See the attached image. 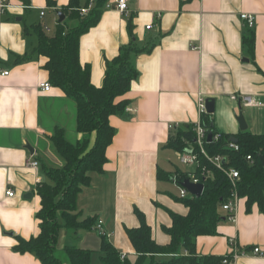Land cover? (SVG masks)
Segmentation results:
<instances>
[{
  "label": "crops",
  "instance_id": "0c3cea01",
  "mask_svg": "<svg viewBox=\"0 0 264 264\" xmlns=\"http://www.w3.org/2000/svg\"><path fill=\"white\" fill-rule=\"evenodd\" d=\"M48 1L7 0L0 7V71H8L0 74V264H42L35 254L13 247L19 238L39 232L40 197L34 189L47 180L43 166L63 165L50 139L55 129L62 128L71 142L81 137L75 101L59 87L51 85L48 91L40 87L49 82L46 58L32 52L37 38L25 30L39 23L43 30L53 27L48 35L54 34L57 11L69 0ZM85 2L80 0V5ZM241 13L255 16L253 27L240 18ZM148 24L152 26L146 29ZM250 32L252 55L243 42ZM130 40L148 49L133 56L138 75L123 96L129 104L121 115L109 116L115 134L105 150L106 162L80 188L75 205L80 219L101 218L106 239L134 261L126 228L139 225L135 209L143 213L160 245L170 240L164 231L172 223L168 210L181 215L188 211L165 184L175 182L165 176L174 175L164 157L172 150L166 146L171 124H198L197 100L204 97L215 100L211 118L218 132L237 133L234 115L245 109L247 129L264 133V0H129L122 13L103 8L98 21L79 39V60L89 66L94 86L103 83L106 60ZM232 94L250 95L262 106L239 107ZM28 160H36L38 166H27ZM235 215V222H230L221 209L216 232L196 237V252L228 255L233 239L236 248L246 251L235 264H264V213L257 204L247 210L246 198L238 197ZM59 222L57 249L74 246L99 253L101 238L94 228L72 233ZM253 246L260 247L261 255L252 253Z\"/></svg>",
  "mask_w": 264,
  "mask_h": 264
},
{
  "label": "trees",
  "instance_id": "16d2710c",
  "mask_svg": "<svg viewBox=\"0 0 264 264\" xmlns=\"http://www.w3.org/2000/svg\"><path fill=\"white\" fill-rule=\"evenodd\" d=\"M105 1L95 0L94 7L86 15H81L80 0H69L67 5L58 10L65 18L61 22L57 21L53 35L46 34L39 23L25 28L36 35L37 43L32 52L46 58L44 69L48 72L49 83L61 88L75 101L76 129L81 133L78 140L71 142L65 137L62 128L55 129L50 139L63 165L43 166L42 171L47 180L38 182L34 189L40 197V207L36 212L39 232L29 239L19 238L13 247L20 253L35 254L42 264H63L56 247L60 219L72 233L82 228H94L96 224V217L80 219L76 212V196L80 188L90 181L91 173L100 171L106 162L105 150L115 134V129L109 124V116L121 115L127 108L129 101L123 96L138 75L133 56L148 49V45L137 46L134 40L120 45L117 54L105 62L102 85L97 87L91 83L89 66L82 65L79 60V39L98 21ZM243 42L252 55L254 34L250 32L243 37ZM200 118V124L214 136L217 130L211 114H201ZM194 128L195 124L171 128L172 133L166 143L167 147L176 152L188 147L193 149L197 154V164L192 174L203 183L202 193L198 197L190 194L184 198L175 196L188 211L181 215L168 210L172 223L170 227H164V231L169 235V243H156L143 213L135 209L139 225L126 228L134 248V261L125 256L121 258V253L106 236L100 235L99 253L103 264H224V256L199 255L195 239L199 235L216 232L221 219L219 209L228 199L233 186L227 175L200 153L195 142ZM231 137L237 139L236 150L228 146ZM203 148L209 156L221 155L224 167L238 171L235 190L238 197L246 198L247 210L257 204L264 213V164L260 160V156L264 158V133H253L248 129L239 130L235 134L221 133L218 139L205 141ZM247 155H250L251 161L246 158ZM202 171L208 172L207 176ZM178 172L179 177L174 178L176 183L180 184L182 180L190 178V173ZM162 175L159 170L158 176ZM165 176L170 179L173 175L168 173ZM63 250L69 264H91L92 250L74 246H65ZM183 250L184 254L181 253ZM160 255L171 257L161 259L158 257Z\"/></svg>",
  "mask_w": 264,
  "mask_h": 264
},
{
  "label": "built area",
  "instance_id": "2783aa9c",
  "mask_svg": "<svg viewBox=\"0 0 264 264\" xmlns=\"http://www.w3.org/2000/svg\"><path fill=\"white\" fill-rule=\"evenodd\" d=\"M128 1L129 0H106L105 3L103 4V8L107 9V8H113L116 9L119 12H125L128 8ZM7 0H0V7L4 8V6L7 5ZM95 5V0H88L86 4L82 5L79 8V13L81 15H86ZM40 15H44V11L41 10L40 11ZM240 18L242 20L245 21L246 25L248 27H253L254 23H255V16L253 14L250 13H241L240 14ZM151 24H148L145 26L146 29L151 28ZM1 75H7L8 71L7 70H2L0 71ZM40 87L44 90V91H48L51 89V84L49 82H44L40 84ZM230 98L232 100H235L239 103V107L240 106H262V102H260L259 100L251 97L250 95H241V94H232L230 95ZM205 99L204 97H199L197 100V108H198V112L199 114H204L207 113L206 112V106H205ZM173 127H177L175 124H171L169 126V128H173ZM195 142L198 145L199 149H200V153L203 154L210 163H212L213 165H215L217 168L221 169L229 178L233 189L228 197L227 200H225L222 205H221V209L224 210L226 212V218L227 220H229L230 222H235L236 220V215H235V208H236V203L238 200V195L236 193L235 190V182L236 180L239 179V173L235 168L232 167H224L223 165V157L221 155H215V156H209L207 155V153L205 152L204 148H203V143L205 141H207V134H208V130L203 127L200 122L198 124L195 125ZM221 133L220 132H216L214 134V136L212 135L211 139H218L220 137ZM228 146L230 148L233 149H238V146L235 142L233 141H229ZM178 154V158L180 160L181 163L184 164H188V165H196L197 164V154L193 152V149L191 147L186 148L183 151H177ZM249 161H251V157L250 155H247L246 157ZM27 166L32 167V168H36L38 166V162L36 160H28L27 161ZM202 174H204V176H207L208 172L202 171ZM191 182H200L198 180V178L190 173V178H188ZM179 185L180 188V192H179V197L184 198L186 197L189 193L186 191L185 188H183L182 186ZM6 194L9 196L13 195V191L11 189H7ZM94 229L97 231V233L99 235H103V236H107L106 233L104 232L103 228H102V219L98 218L97 222L94 226ZM229 244L232 246V250L228 255H225L222 259V263L224 264H235L236 260L238 258H240L242 255H244L246 253V251L244 249H238L234 246V240L231 239L229 241ZM251 251L254 255H261V249L259 246H253L251 248ZM121 258H124L125 254L121 253L120 254Z\"/></svg>",
  "mask_w": 264,
  "mask_h": 264
},
{
  "label": "rangeland",
  "instance_id": "374dc122",
  "mask_svg": "<svg viewBox=\"0 0 264 264\" xmlns=\"http://www.w3.org/2000/svg\"><path fill=\"white\" fill-rule=\"evenodd\" d=\"M70 24H72V23H70ZM44 30H45L46 34H50L53 31V27H51V26L49 27L46 25L44 27ZM242 110H243V112H246L245 109H242ZM235 115H234V117H235ZM235 119H236V117H235ZM164 157H165V160H167L166 162L168 163L167 168L174 172V175L172 176L173 179L175 177L178 178L180 175L179 172L175 173L176 171H180V172L181 171L182 172H193L194 171L193 166H190L188 164H184V163L180 162L177 152L173 149L172 150H166V153H164ZM165 184H167L170 187L169 190H170V192L173 193V195L179 196L180 188L175 182L166 181ZM219 211L221 212V207H220ZM57 255L63 259V264H69V262L66 261V257H65L63 249H57ZM100 255H101L100 253L93 252L92 256H91V264H103L100 260Z\"/></svg>",
  "mask_w": 264,
  "mask_h": 264
},
{
  "label": "water",
  "instance_id": "95a60500",
  "mask_svg": "<svg viewBox=\"0 0 264 264\" xmlns=\"http://www.w3.org/2000/svg\"><path fill=\"white\" fill-rule=\"evenodd\" d=\"M58 15V21H63L65 16L63 15V13L61 11L57 12ZM205 106H206V112L208 114H212L214 112V107H215V100L213 98H206L205 99ZM239 129L240 130H245L247 129V123L245 121V117L244 114L242 112V110H239V112L235 115ZM211 137H212V133L208 132L207 134V141H211ZM231 141L236 142L237 139L235 137H231L230 138ZM30 151L32 150L30 146H27ZM260 160L262 161V163L264 164V158L262 156H260ZM180 186H182L183 188L186 189V191L190 194L193 195L195 197H198L201 195L202 190H203V183L202 182H191L188 178L182 180L180 182ZM27 197L31 196V193H27L26 195ZM11 234V233H9Z\"/></svg>",
  "mask_w": 264,
  "mask_h": 264
}]
</instances>
